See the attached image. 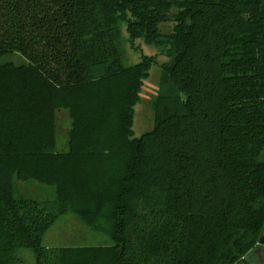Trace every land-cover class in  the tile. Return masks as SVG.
Masks as SVG:
<instances>
[{
    "label": "trees",
    "instance_id": "obj_1",
    "mask_svg": "<svg viewBox=\"0 0 264 264\" xmlns=\"http://www.w3.org/2000/svg\"><path fill=\"white\" fill-rule=\"evenodd\" d=\"M136 41L165 58L140 137L156 55L126 62ZM17 180L51 191L15 196ZM67 211L107 244L43 247ZM263 227L264 0H0V264L21 247L36 264H250Z\"/></svg>",
    "mask_w": 264,
    "mask_h": 264
},
{
    "label": "rangeland",
    "instance_id": "obj_2",
    "mask_svg": "<svg viewBox=\"0 0 264 264\" xmlns=\"http://www.w3.org/2000/svg\"><path fill=\"white\" fill-rule=\"evenodd\" d=\"M121 35L123 37L126 36L124 29H122ZM135 46L137 48H132L127 42H123L125 58L128 63L137 61L141 54L156 55L155 63L151 65L149 75L143 82L139 101L134 106L133 137H140L153 126V111L151 110L150 103L157 90L160 74L159 66L165 58L151 45L136 41ZM55 126L57 137L56 149H63L70 127V118L66 109L60 108L56 111ZM16 188L18 191H15V196H22L26 199L47 196L51 191L50 186L30 180H17ZM106 239H108V236L104 232L93 229L76 213L67 211L58 215L51 226L43 232L41 245L46 248H57L61 246H73L81 242L92 243ZM250 255L254 259L260 257L264 263V248L257 246L250 252ZM12 257V264H36V254L31 248H16L13 250Z\"/></svg>",
    "mask_w": 264,
    "mask_h": 264
},
{
    "label": "crops",
    "instance_id": "obj_3",
    "mask_svg": "<svg viewBox=\"0 0 264 264\" xmlns=\"http://www.w3.org/2000/svg\"><path fill=\"white\" fill-rule=\"evenodd\" d=\"M108 239L96 242H81L80 244H74L73 246H92V245H104L107 244Z\"/></svg>",
    "mask_w": 264,
    "mask_h": 264
},
{
    "label": "water",
    "instance_id": "obj_4",
    "mask_svg": "<svg viewBox=\"0 0 264 264\" xmlns=\"http://www.w3.org/2000/svg\"><path fill=\"white\" fill-rule=\"evenodd\" d=\"M258 244L264 246V227H263V230H262V232H261V234H260V236H259ZM249 263H250V264H255V263L252 262L251 260H249Z\"/></svg>",
    "mask_w": 264,
    "mask_h": 264
},
{
    "label": "flooded vegetation",
    "instance_id": "obj_5",
    "mask_svg": "<svg viewBox=\"0 0 264 264\" xmlns=\"http://www.w3.org/2000/svg\"><path fill=\"white\" fill-rule=\"evenodd\" d=\"M261 260L262 259L260 257H258L257 259H254L255 264H264Z\"/></svg>",
    "mask_w": 264,
    "mask_h": 264
}]
</instances>
